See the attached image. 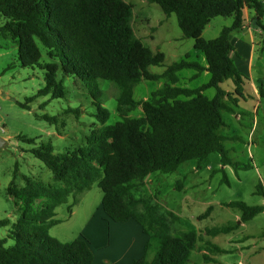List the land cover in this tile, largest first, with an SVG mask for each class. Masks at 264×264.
<instances>
[{
  "label": "trees",
  "instance_id": "1",
  "mask_svg": "<svg viewBox=\"0 0 264 264\" xmlns=\"http://www.w3.org/2000/svg\"><path fill=\"white\" fill-rule=\"evenodd\" d=\"M146 1L157 4L166 17L175 15L183 38L193 40V48L202 54L206 67L186 58L172 63L161 74L150 73L148 68L160 66L164 55L153 53L135 37L132 6L124 0H0V16L4 19L0 34L17 46L22 68L37 66L43 71L44 84L37 97L64 98L62 82L57 80L59 70L67 77L78 78L86 87L97 88V81H107L119 91L116 109L120 118L105 126L109 113L98 102L95 118L101 127L91 130L85 146L61 155H54L50 145L31 150L56 184L27 177H23V187L10 182L6 195L15 203L17 222L15 232L7 237L13 246L5 248V241L0 240V264H91L93 254L85 238L61 243L48 231L59 223L55 209L72 197L70 212L78 197L94 184L102 193L100 206L108 219L115 223L134 221L145 235L157 241L151 261L146 260L151 246L147 240L144 255L131 264H185L201 239L193 231L171 235L166 217L158 213L159 206L135 197L134 192L153 173L170 174L183 163H199L213 153L220 156L222 166L239 168L227 157L224 137L217 134L224 126L222 112L234 113L232 106H236L237 97H242L245 85V77L232 59L235 49L229 36L241 29L243 10L247 8L255 13L251 22L260 29L264 44L260 23L264 6L256 0ZM216 17L232 18V24L215 39L204 40L203 31ZM42 49L50 62L41 63ZM183 70L195 72V77L207 71L209 80L195 89L178 87V73ZM160 79L164 84L149 99H133L135 85ZM226 81L232 83L231 92L220 88ZM210 88L215 90L212 98L204 95ZM20 107L28 109L27 103ZM138 107L142 116L129 117L128 113ZM67 113L78 117L79 111L70 109ZM41 119L55 123V117L44 115ZM256 194L264 198L263 188L259 186ZM37 201L40 207L35 210ZM225 206L240 213V224L264 212V206L250 207L241 202ZM6 223L0 222V226ZM236 228H213L205 235L226 234ZM211 250L220 251L216 246ZM203 258L208 259L206 254Z\"/></svg>",
  "mask_w": 264,
  "mask_h": 264
},
{
  "label": "rangeland",
  "instance_id": "2",
  "mask_svg": "<svg viewBox=\"0 0 264 264\" xmlns=\"http://www.w3.org/2000/svg\"><path fill=\"white\" fill-rule=\"evenodd\" d=\"M132 6L131 27L142 44L153 53L161 52L164 61L160 66H152L148 71L161 74L172 63L188 58L199 62L202 54L193 48V40L183 38L177 26L175 15L166 17L157 4L146 0H124ZM264 6V0H256ZM252 29L256 25L251 20L254 11L249 12ZM264 27V16L260 19ZM4 19L0 16V26ZM232 24V18L216 17L202 33L204 40L215 39L224 27ZM239 32H231V38H238ZM256 44L251 60V77L244 75V91L237 97L234 113L222 112L224 126L217 131L224 137L223 147L227 157L239 166H222L220 156L210 154L201 162L188 161L181 164L170 174L153 173L149 175L134 192L139 199H149L150 204L159 206L161 215L166 217L171 235L178 236L193 231L201 239L189 252L185 264H264V212L250 221L240 224V213L225 205L241 202L247 206H264V198L256 194L260 186L264 190V99L257 98L251 89V82L264 89V44L262 35L256 36ZM246 51V50H245ZM41 63H48L42 49ZM234 64L242 61L240 56ZM238 69V68H237ZM195 74L190 70L179 72L178 87L195 89L209 80V75H200L188 81ZM250 79V80H249ZM57 80L62 82L64 98L50 99L49 96L37 97V91L43 88V71L37 66L22 68L17 59V46L9 37L0 34V139L4 141L0 148V240L4 247L13 246L8 239L15 232L17 214L14 201L6 195V188L13 181L17 187H23V177L44 184L54 185L50 171L31 154L33 148L50 145L54 155H61L85 146L86 137L91 130L99 129L95 114L97 103L109 113L105 123L113 125L120 120L116 109V86L107 81H97L98 87H86L75 77H67L59 70ZM164 80L141 81L133 88V99L145 101L152 92L162 87ZM231 81L223 82L220 88L231 92ZM215 90L204 92L212 98ZM30 101V102H29ZM28 109L20 105L26 104ZM78 110V117L68 110ZM55 117V123H49L42 116ZM131 118L142 116L141 108L128 113ZM25 140H32L27 143ZM245 167V168H243ZM102 193L94 184L89 191L78 197L79 203L72 206L71 215L67 204L55 209L56 226L49 229L48 235L61 243H70L78 238L83 227L100 207ZM40 201L33 208L38 210ZM211 207V212L203 216ZM141 209V207L139 208ZM100 210V209H99ZM236 225L237 228L226 234L206 236L205 232L213 228ZM151 246L146 260L151 261L157 247V241L148 239ZM216 246L219 252L211 250ZM206 254L207 260L203 255ZM211 260V261H210Z\"/></svg>",
  "mask_w": 264,
  "mask_h": 264
},
{
  "label": "crops",
  "instance_id": "3",
  "mask_svg": "<svg viewBox=\"0 0 264 264\" xmlns=\"http://www.w3.org/2000/svg\"><path fill=\"white\" fill-rule=\"evenodd\" d=\"M249 12L247 8H244V22L241 29L237 30L239 37L231 38V34L229 36L230 43L235 49L232 56L233 62L237 56L242 58V61L235 66L248 78L251 77V60L257 43L256 36L262 35L260 29H252V24L248 22ZM199 63L206 67L203 56ZM200 75L208 76L209 74L207 71H203ZM198 77L192 74L187 77V80L191 81ZM250 84L252 93L257 98L264 99V89L261 86H255L252 82ZM259 89L261 94H259ZM70 213L72 215L74 211ZM81 237L87 240L93 254L91 264H131L132 261L140 259L144 255L145 244L149 239L143 233L141 226L134 221L115 223L108 219L101 210V206L96 210V216L92 217L83 227L78 238Z\"/></svg>",
  "mask_w": 264,
  "mask_h": 264
},
{
  "label": "water",
  "instance_id": "4",
  "mask_svg": "<svg viewBox=\"0 0 264 264\" xmlns=\"http://www.w3.org/2000/svg\"><path fill=\"white\" fill-rule=\"evenodd\" d=\"M4 141L2 139H0V148L3 146Z\"/></svg>",
  "mask_w": 264,
  "mask_h": 264
}]
</instances>
